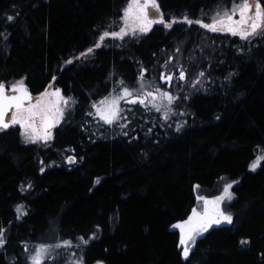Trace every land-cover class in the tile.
Masks as SVG:
<instances>
[{"label": "trees", "instance_id": "16d2710c", "mask_svg": "<svg viewBox=\"0 0 264 264\" xmlns=\"http://www.w3.org/2000/svg\"><path fill=\"white\" fill-rule=\"evenodd\" d=\"M127 1L0 0V81L24 78L35 94L54 85L76 100L49 148L23 143L19 125L0 132V228L6 239L0 264H25V243L46 235L70 240L93 233L86 264H264V160L249 170L257 154L264 155V38L241 49L230 39L228 50L217 45L226 38L217 39L213 61L220 64L208 72L209 82L173 105L177 116L181 104L190 113L179 132L168 129L173 114L165 121L160 112L121 102L140 129L108 137L109 129L87 115L93 102L121 80L133 87L141 69L148 74L169 55L175 61L203 45L193 25L155 24L134 43L103 45L82 56ZM231 2L157 0L166 23L168 16L208 17ZM202 50L191 56H199L194 62L205 69L208 52ZM68 155L76 157L74 164ZM40 160L57 165L41 172ZM220 182L233 184L226 204L232 223L211 227L183 259L171 226L189 216L197 192L216 194ZM17 205L27 213L19 219Z\"/></svg>", "mask_w": 264, "mask_h": 264}, {"label": "snow or ice", "instance_id": "6c2138e0", "mask_svg": "<svg viewBox=\"0 0 264 264\" xmlns=\"http://www.w3.org/2000/svg\"><path fill=\"white\" fill-rule=\"evenodd\" d=\"M207 18L210 22H205L202 19L192 20L185 15L182 18V22L188 25L195 23L213 33L229 34L239 37L243 41L264 38V2L262 0H232L230 7L218 6ZM6 19L11 22L14 18L8 16ZM120 19L123 26L119 28V31L110 32L105 30L99 37L101 42L106 37L123 40L129 35L136 36L147 33L152 25L156 23H160L170 29L177 22L176 17H172L171 22L166 23L164 21L163 14L159 12L157 0H129L127 6L123 9V15ZM0 35L3 34L0 33ZM94 47L100 48L101 43H96ZM92 52L93 48L87 49V53ZM81 55L83 56L85 53H81ZM171 59L170 57L169 60ZM66 63H70V61ZM146 72L147 69H141L137 81L138 87L126 86L123 80L119 81L117 89H113V92L108 96L91 104L94 112L89 111L87 115L98 118V121L104 125L119 124L122 129L126 128L128 123H120V121H128V117L123 114L132 110L122 107L121 102L123 101L125 104L139 105L147 110L154 109L156 112H163L165 121L170 119V113L175 115L173 105L180 97L173 95L170 91L162 90L160 87L145 90L144 77ZM204 75L203 71L197 74L193 87L200 83L199 77ZM231 76L232 73H229L225 79H229ZM173 79L174 76L171 73L161 72L160 74V80L169 86ZM185 79L186 72L181 66L179 69V80L183 81ZM53 80H55V77H53ZM183 98L187 99L188 97L185 96ZM75 104V98L66 97L59 88L54 90L45 88L44 91L33 96L25 84L24 78L7 84L4 81H0V132L19 125L20 134L26 143L42 142L46 144L53 138L52 129L65 119L66 114H71ZM179 114L184 115L185 113L181 112ZM182 127V124L177 123L175 130L179 132ZM148 131L151 132V129ZM123 134L125 136L128 135L127 132ZM66 159L69 163L76 162L75 156H68ZM261 160H264V155L257 156L250 168L255 170ZM43 171L44 169L41 168V172ZM31 186V183H29L28 187L30 188ZM196 187L198 188L199 186L197 185ZM231 188L232 183H225L221 195L214 196L211 199L205 196H197L198 201H203V210L198 211L194 207L191 215L186 220L172 225L174 229H179V246L182 247V255L185 259L188 258L198 236L208 231L213 225H219L222 222L232 223V215L221 208V202L226 199H232ZM22 209L23 205L16 207L18 219L20 214H27L26 212L22 213ZM4 232L5 229L0 228V247L6 244ZM92 238H95V233H93ZM240 243L243 245L247 244L248 241L242 240ZM87 244L88 240L80 237L76 247L79 248L81 245L86 246ZM72 246L73 241L64 239L55 243H39L32 249H29L27 243H25L24 250L29 253L27 257L29 264H54L63 254L60 250H67ZM65 264H68V262L66 261ZM73 264H83V256L75 260ZM96 264H103V262L97 261Z\"/></svg>", "mask_w": 264, "mask_h": 264}, {"label": "rangeland", "instance_id": "374dc122", "mask_svg": "<svg viewBox=\"0 0 264 264\" xmlns=\"http://www.w3.org/2000/svg\"><path fill=\"white\" fill-rule=\"evenodd\" d=\"M128 2H129V0L127 2H125L123 4V6L121 7V9L118 11V14L115 17V20L113 22V26L110 29H104V30L101 29V30H98L95 33V36L93 38V43H92V45L89 48H93V50H94L95 49L94 45L96 43H101V46H103V45H109V44H117V45H120V46H123L124 47L127 44H131V43L136 42L137 39H139L140 37H142L143 35L146 34V33H143V34H138L136 36L129 35V36H126L123 40L118 39V38H112V37H106L103 42H101L99 40L100 35H102L105 30L110 31V32L111 31H119V28L123 26V23H122L120 17L123 15V9L127 6ZM212 12H211V14H212ZM171 19H172V17L171 16H168V18L166 19V21L171 22ZM180 19H182V18L181 17H177V22L174 23L173 26L176 25V24H180V25H182V27H186V25H188V24L185 25L182 21H180ZM190 19H192V20L202 19L205 22H210V20L207 18V16L206 17L199 16L198 18H195V19L190 18ZM192 25L194 26L193 28L196 29V32H197L198 29L201 30L199 33L201 34L200 39H203V45L202 46H199V47H193V48L191 47L190 48L191 49L190 52L189 51H185V52H189V54H186V53H184L185 55L184 54H181L180 57L177 56V58H176L175 61L173 60V59H175L174 57H171L170 55L168 57L166 56L167 59L164 60V63H161L160 64V68L159 69H154L150 73H148V74L146 73L145 74V77H144V82L146 83V89L145 90H152L155 87H159L160 85L162 86V84H163L166 91L172 87V90L174 91V93H172V94L180 97L179 99H177L178 101H181V100L186 101L183 97L187 96L189 98L192 94H195V93L200 92L201 90H203V88L205 87V85L209 82L208 81V78H209L210 75H208V72L210 71L212 73V69L213 68L214 69L216 68L215 65H219L220 64L219 62L213 61L214 58L216 57L217 52H218V50L216 48L217 45H220L221 43H223V49L224 50L225 49L228 50V47L227 46H228V43H230L229 41L231 39V40H234L235 43H236V45H238L239 48L241 49L243 47L246 48L247 46L255 43V41L258 39V38H256V39H250L248 41H243V40H240L239 37H234V36H231L229 34H225V33H213V32H211V31H209L207 29H204V28L200 27L199 25H197L195 23L192 24ZM167 29H169V28H167ZM186 29L189 30V27H187ZM202 35H204V37ZM224 35H227V37H222ZM218 38H220V39L226 38V41L225 42L224 41H220L216 45V41H217ZM213 39H215V40H213ZM219 48H221V47H219ZM202 49H204L205 51L208 52V54L206 55V58H205L206 61L204 62V63H206L205 64V69H201L200 66L198 64H195V62H194V61L198 60L199 56H201V54L199 52L200 51H203ZM86 52H87V50H86ZM86 52H85V55H89L90 54V53H86ZM191 53L192 54L195 53L196 55L199 54V56L197 57V59H195V57L191 56ZM176 54H178V53H176ZM170 57L172 58L171 60H169ZM204 63H202V65ZM181 66L183 67V69L186 72V79L183 80V81L179 80V69H180ZM200 71H203L205 73V75L203 77H199L200 83L199 84H196L195 87H193V82L197 79V74ZM205 71H207V72H205ZM161 72H164L166 74L167 73L173 74L174 79L171 82V85L172 86H168L167 83H165L164 81H161L160 80V74H161ZM137 81H138V78L134 82L133 87H138ZM118 87H119V85L113 86L111 88V90L108 92V94L105 95V96H108L110 93L113 92V89H117ZM55 88L56 87L53 85V88H51L50 90H54ZM105 96H103V97H105ZM103 97H101V98H103ZM100 99H98L97 101H99ZM97 101H95V102H97ZM138 107L141 110V112H144L145 109L143 107H141V106H138ZM152 110L155 111L154 109H152ZM186 111H187L186 108L183 109L182 104L180 105V108L178 106V114L181 113V112H183L185 114L184 115H180L179 114L180 117L177 116V114L175 115L177 117H174V115H172L173 117L171 116L170 123L168 124V125H171L170 127L168 126L169 127L168 129L169 130L176 131L175 128H176V124L177 123L182 124L184 122L185 125L188 124L186 118L190 116V113L189 112H186ZM159 114H162L163 115V112L158 113V115ZM123 115H126L127 116V113H124ZM96 119L98 120V118H96ZM129 120L130 119H128V121H125V120H121L120 121V123H128V126L126 128H123V129L119 126V124H113L111 126L104 125L102 122H100V124L103 125L105 128H108L109 129L108 132H107V134H106L108 137L109 136H119V135L125 136L123 134L124 132H127L128 135L130 136V134L134 130L140 129V127H138L135 123L131 122L132 120L131 121H129ZM59 125H57V127ZM18 128H19V126H18ZM19 130H20V128H19ZM150 133L151 132H148V134H149L148 136L151 135ZM52 136H53V134H52ZM132 139L133 140H136V138H132ZM142 140H145L143 134H142ZM21 141L23 143H25V144H29V145L34 146L38 150V149H44L45 147H48L49 148L50 144L53 142V138L50 141H48L46 144L45 143H42V142H38V143H26L24 141V138L22 136H21ZM68 156H72V155H68ZM68 156H66L65 159ZM257 156H259V155L257 154ZM255 160H256V157H255V159H253V161H255ZM40 161H41L40 164H39L40 167L41 168H45L46 166H43V163H42L43 160H40ZM253 161H252V163H253ZM64 162H65L66 165H69L68 162H66V161H64ZM70 164L72 165L74 163H70ZM56 165H57V163H51L47 167L48 168H51V167L56 166ZM249 170H252L250 168V166H249ZM252 171H254V170H252ZM225 183H227V182H220V184H219V190H218V192L216 194H211V193L210 194H203L202 192H197V196H205V197H208L209 199H211L214 196L221 195L222 192H223V187H224V184ZM232 186H233V184H232ZM197 196H195V204H194L193 208L195 207V208H197L198 211H202L203 210V201H198L197 200ZM232 199L231 200H227L226 199L225 201L221 202V208H224L226 210L225 211L226 213H228L227 212V208H226V206H227L226 204H228L230 201H232ZM16 207H15V210H16ZM24 209H25V207L23 206L22 213L25 212ZM192 209L190 210L189 216L191 215ZM22 215L23 214H20V216H22ZM16 216H18L17 213H16ZM187 218H188V216L184 220H186ZM226 224H228V223L222 222L219 225H226ZM219 225H213L212 227L219 226ZM171 229L172 230H176L178 232V234H179V229H174L172 226H171ZM204 233L202 235H204ZM202 235L198 236L197 239L200 238ZM47 236L48 235H46L44 237L45 238L44 240H41V239L37 240L36 242H34L35 244H33V245H30L29 244L28 245V248L29 249H32L35 245H37L36 243L38 241H40V243H55L57 241H62V240H60L58 238H53L51 235H50V237H47ZM92 236H93V234L92 235H89V236H87L85 238L86 240H88V244L86 246H88L89 244H91L93 242V240L95 239V238H92ZM70 240L73 241V246L71 248H68L67 250L61 249L60 251L63 254L56 261H58V262L60 261L63 264H65V262L67 261L68 264H73V262L75 260H77L81 256L85 255V248H86L85 245H81L79 248L76 247V244L79 243V238L70 239ZM193 247L194 246H192V249H193ZM179 249H180L181 257L183 259H185L184 256L182 255V247L179 246ZM22 252H23V254H21L22 260L25 262V264H29V261L27 259L29 253L28 252H25L24 249H23ZM94 263L96 264V262H94ZM83 264H86V261H84V259H83Z\"/></svg>", "mask_w": 264, "mask_h": 264}, {"label": "water", "instance_id": "95a60500", "mask_svg": "<svg viewBox=\"0 0 264 264\" xmlns=\"http://www.w3.org/2000/svg\"><path fill=\"white\" fill-rule=\"evenodd\" d=\"M150 11H152V10H150ZM159 12L161 13V11H160V9H159ZM159 15V14H158ZM160 24V23H159ZM161 25V24H160ZM161 26H163V25H161ZM29 88V87H28ZM29 90H30V88H29ZM31 91V90H30ZM32 92V91H31ZM32 94H33V96H36V94L35 93H33L32 92ZM52 132H54V128L52 129Z\"/></svg>", "mask_w": 264, "mask_h": 264}, {"label": "bare ground", "instance_id": "6f19581e", "mask_svg": "<svg viewBox=\"0 0 264 264\" xmlns=\"http://www.w3.org/2000/svg\"><path fill=\"white\" fill-rule=\"evenodd\" d=\"M155 25V24H154Z\"/></svg>", "mask_w": 264, "mask_h": 264}, {"label": "flooded vegetation", "instance_id": "af4514ba", "mask_svg": "<svg viewBox=\"0 0 264 264\" xmlns=\"http://www.w3.org/2000/svg\"><path fill=\"white\" fill-rule=\"evenodd\" d=\"M154 25V24H153Z\"/></svg>", "mask_w": 264, "mask_h": 264}]
</instances>
